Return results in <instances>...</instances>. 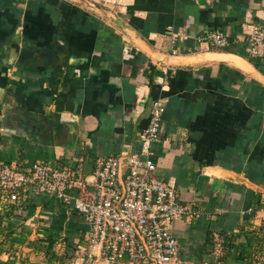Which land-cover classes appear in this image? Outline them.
<instances>
[{
    "label": "crops",
    "instance_id": "obj_1",
    "mask_svg": "<svg viewBox=\"0 0 264 264\" xmlns=\"http://www.w3.org/2000/svg\"><path fill=\"white\" fill-rule=\"evenodd\" d=\"M253 25L264 29V0H0V167L29 174L42 161L92 181L98 158L139 152L159 99L156 175L200 212L174 223L180 256L212 263L215 238L223 247L232 233L224 264H244L235 253L251 252L264 215V44L249 53ZM212 32L227 43H208ZM24 195L6 218L0 192V264H71L83 215Z\"/></svg>",
    "mask_w": 264,
    "mask_h": 264
},
{
    "label": "built area",
    "instance_id": "obj_2",
    "mask_svg": "<svg viewBox=\"0 0 264 264\" xmlns=\"http://www.w3.org/2000/svg\"><path fill=\"white\" fill-rule=\"evenodd\" d=\"M206 41L221 46L227 38L222 32H212ZM250 44L249 53L255 56L264 44L263 28L252 26ZM162 114L163 104L156 99L147 127L137 134L139 152L98 158L92 181L82 178L78 170L42 161H36L29 174L0 167L1 198L19 202L27 190L45 192L80 212L88 230L84 242H77L71 264H192L180 256L173 229L176 220L199 217L200 212L179 201L174 180L156 175L151 147L161 139ZM74 186L84 189L80 197L72 198L67 192ZM261 226L264 247V215ZM222 248V238L216 237L214 261L205 264H217ZM254 264H264V252L255 257Z\"/></svg>",
    "mask_w": 264,
    "mask_h": 264
},
{
    "label": "trees",
    "instance_id": "obj_3",
    "mask_svg": "<svg viewBox=\"0 0 264 264\" xmlns=\"http://www.w3.org/2000/svg\"><path fill=\"white\" fill-rule=\"evenodd\" d=\"M25 192H23V194H21V198L25 196L24 195ZM17 203L18 202H11L9 200L8 201L4 200L2 202V206H1L2 212L4 211L3 214L5 215L6 218L8 215H11V212L13 211L15 206H17ZM261 230H262V226L250 229L248 237H250L253 241L250 253H246V255H245L240 250L237 249V251L235 253L236 257H240L243 259L245 258L247 260L246 262H244V264H254L255 257H257L258 255H260L264 252V247L262 246V241H261V237H260ZM7 233L11 234V232H7ZM5 234H6L5 231L0 230V237H2ZM224 239H225L224 244H223L224 250H223L221 257H219L217 259V261H218L217 264H224L229 253H231V251L234 250V244H233L234 234L229 233L227 236H225ZM51 241L52 240L50 238H46V239L42 238L41 242H43L42 244L45 246L47 244L49 245ZM48 252H49V250H48ZM49 259H54V256L50 257ZM25 264H36V263L32 262V261L29 262V260H28Z\"/></svg>",
    "mask_w": 264,
    "mask_h": 264
},
{
    "label": "bare ground",
    "instance_id": "obj_4",
    "mask_svg": "<svg viewBox=\"0 0 264 264\" xmlns=\"http://www.w3.org/2000/svg\"><path fill=\"white\" fill-rule=\"evenodd\" d=\"M221 56V55H220ZM225 58V56H223ZM227 59V58H226ZM232 60V59H231ZM237 62H241L240 59H237Z\"/></svg>",
    "mask_w": 264,
    "mask_h": 264
}]
</instances>
